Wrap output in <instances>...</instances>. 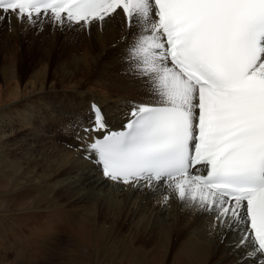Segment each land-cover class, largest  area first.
Masks as SVG:
<instances>
[{
  "label": "snow or ice",
  "instance_id": "obj_1",
  "mask_svg": "<svg viewBox=\"0 0 264 264\" xmlns=\"http://www.w3.org/2000/svg\"><path fill=\"white\" fill-rule=\"evenodd\" d=\"M49 14L70 31L127 17L121 60L148 88L116 130L90 106L84 159L133 188L168 183L264 264V0H0V21Z\"/></svg>",
  "mask_w": 264,
  "mask_h": 264
},
{
  "label": "bare ground",
  "instance_id": "obj_2",
  "mask_svg": "<svg viewBox=\"0 0 264 264\" xmlns=\"http://www.w3.org/2000/svg\"><path fill=\"white\" fill-rule=\"evenodd\" d=\"M44 19L51 23L30 27L16 18L0 21V51L12 56L25 50L32 53L23 49L21 39L39 32L38 37L45 39L31 49L43 50L40 59L46 62L68 54L73 58L60 65L72 71L77 67L80 75L69 78L76 84L60 104H44L42 98L43 109L32 104L31 96L46 94L45 78L36 82L37 88L15 87L7 96L12 103L0 111V133L10 132L0 144V243L13 245L21 260L34 261L39 256L35 250L57 246L62 233L74 235L66 251L68 264H156V251L161 264H208L215 255L232 264H256L237 246V231L212 229V223L220 222L202 214L191 200L181 201L168 183L162 193L150 190L148 183H141L143 188L111 183L77 150L84 147L76 135L88 119L91 101L102 107L108 125L118 129L132 103L148 95L144 80L127 72L121 60L131 42L127 18L116 16L102 28L94 21L90 30L85 26L82 31L61 30L51 15ZM7 67L10 80L14 78L11 68L18 67L15 60ZM84 85L105 92L97 97L90 94L85 102L80 96ZM66 139L72 143L70 151L61 144ZM22 157L29 159L18 167ZM69 225L73 227L67 233ZM120 230L125 233L123 242H107Z\"/></svg>",
  "mask_w": 264,
  "mask_h": 264
},
{
  "label": "rangeland",
  "instance_id": "obj_3",
  "mask_svg": "<svg viewBox=\"0 0 264 264\" xmlns=\"http://www.w3.org/2000/svg\"><path fill=\"white\" fill-rule=\"evenodd\" d=\"M38 33L39 32H37L34 36H26V37L21 39V45H22L23 49H25L27 47L28 49L31 50L32 53H29L25 50V51H20V53H18L17 56L16 55L12 56L6 52L0 51V111L3 109H6L12 103V102L8 101L7 96H8V94H10V90H12L15 87H17L20 91H21V89L23 90L25 88H27V90H29V89L35 88L37 86V85H35V84H37L36 82L41 83L42 80H44V78H45V82L47 84L46 94L36 95L33 97L31 96L32 104L36 105L38 107L42 106L38 109H43L44 104H46L47 102L55 101L56 103L60 104L62 102V99H64L66 96L69 95L68 92H71L70 90H72L73 89L72 87L76 84L73 80H69V78L74 76L77 79V77H79L80 74L78 71H76V70H78V68L74 67L73 68L74 71H72L69 68H65V67L61 66L63 63L67 64L66 59L73 58L72 56H70L68 54H64V55L57 56V58H58L57 60L51 59L50 61L45 62V61H42L40 59L41 55H43V50L31 49L36 43L42 42V40L45 39L44 37H38ZM15 51L16 50H14V53H16ZM108 51H112V50L108 49ZM77 54H74V55H77ZM78 56H80V55H78ZM76 59H78V58H75V60ZM11 60H15L18 69L11 68V72L14 73V78L12 77L9 80L6 78V72H7L6 70L8 69L7 66L10 64ZM39 60H41L42 62H40ZM44 63H46L48 66ZM68 69H69V71H68ZM43 73H44V75H43ZM4 79H6V80H4ZM6 88L8 89V91ZM104 92H105L104 90L93 87L92 85H84L83 89L81 90L82 95H80V96L81 97L84 96V100H85V102H87V100L90 99V94L97 97L96 95H100V93H101L100 96H102L104 94ZM48 94H49V96H48ZM46 96H48V98L45 99ZM42 98L44 100H46L43 105H42V102H43ZM8 134H10V132L5 133V134L0 133V144H2V139L5 136H7ZM16 134L17 133H15V135ZM75 141H76V139H75ZM61 144L65 145L66 150H69L67 148L70 145H72V143L68 139H66L65 141H62ZM10 156H12V158L15 159L14 155H10ZM26 159H29V158L22 157V159L18 162V167L22 166V162ZM71 225H73V224H71ZM71 225L65 226L67 228V230H66L67 233H68V231H71L70 229H72V227L74 226V225L73 226H71ZM118 234L116 233V235H114L112 237L113 239L109 238L107 240V242H109L111 244H113V243L119 244V243L123 242L122 240H124L123 238H124V234H125L124 230H120L118 232ZM61 236H63V237L60 238L61 242H59L57 244V246L55 245L52 248L47 246L46 251L48 254L46 253V251L41 252V250H39V249L35 250L34 252L37 253L39 256L37 259H33L34 261L30 260L28 257H25L24 259L21 260L20 258L17 257L16 252L13 250V248H12L13 245H9V244L4 243V242L0 243V264H68V261H66L67 260L66 259V251H67V248L69 246L68 243H70L71 239H74L73 238L74 235H68L67 236L64 233H62ZM66 237L68 239H66ZM63 239H65V240L63 241ZM112 240L116 241V242H112ZM54 248H56L55 249L56 251L53 250ZM49 249H51V250H49ZM25 254H27V253L25 252ZM27 255H29V254H27ZM47 256L50 260L47 258ZM60 257L61 258L63 257V258L61 259ZM214 257L211 259V261L208 264H232L231 262L230 263L228 262L227 258L220 257L218 255H215ZM219 259H221V260L218 261ZM155 262H156V264H161V256H160L159 251H156ZM70 264H73V263H70Z\"/></svg>",
  "mask_w": 264,
  "mask_h": 264
}]
</instances>
